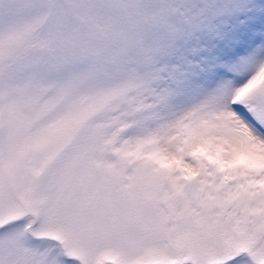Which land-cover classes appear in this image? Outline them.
<instances>
[{"label": "snow or ice", "instance_id": "6c2138e0", "mask_svg": "<svg viewBox=\"0 0 264 264\" xmlns=\"http://www.w3.org/2000/svg\"><path fill=\"white\" fill-rule=\"evenodd\" d=\"M0 264H264V0H0Z\"/></svg>", "mask_w": 264, "mask_h": 264}]
</instances>
